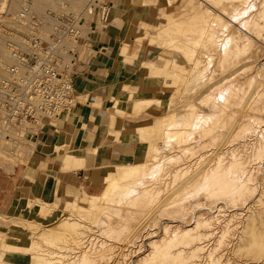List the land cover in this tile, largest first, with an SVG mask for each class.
I'll use <instances>...</instances> for the list:
<instances>
[{"label": "rangeland", "instance_id": "obj_1", "mask_svg": "<svg viewBox=\"0 0 264 264\" xmlns=\"http://www.w3.org/2000/svg\"><path fill=\"white\" fill-rule=\"evenodd\" d=\"M19 1L28 4L30 10L9 15V0L1 4L0 34L4 37L20 32L23 24L19 19L32 24L21 27L22 34L29 36L37 27L36 32L46 34L50 29L46 18L50 15L79 16L83 22L78 26L80 31L105 25L95 10L87 8L89 0ZM142 2L153 12L147 18L150 25L144 29L143 41L148 44L140 64L154 79L160 98L132 102L128 119L141 121L129 132L143 141L140 157L100 168L104 173L96 193L102 187L104 191L111 180L120 185L109 204L99 202L102 191L95 200H84L80 207L75 203L61 205L59 197L51 204L34 201L40 206L41 217L58 210L57 218L47 223L8 222L1 215L0 227L18 228L26 237L18 240L0 233V264H72L71 260L83 254L91 255L79 264L262 261L264 0ZM5 19L9 23L3 22ZM38 23L42 25L36 26ZM242 44L246 45L243 51L239 49ZM6 47L15 55L17 46L6 43ZM19 47L20 54L26 53L25 42ZM238 49L237 55H226ZM19 61V57L2 59L0 79L10 64ZM203 67L207 70L199 75ZM215 102L220 105L217 112L223 109L229 113L226 121L211 109ZM176 104L185 108L191 105L189 112H195L192 129L186 132L193 138L181 142L173 139L181 126V116H172ZM152 106L166 109L168 115L149 112ZM182 117L192 120L190 114ZM165 119L172 122L170 136L163 132ZM27 144L17 132L9 138L0 137V171L25 164ZM63 161L69 165L72 158ZM149 169L154 173L144 177ZM139 174V179L134 178ZM62 222L69 226L61 227Z\"/></svg>", "mask_w": 264, "mask_h": 264}, {"label": "crops", "instance_id": "obj_2", "mask_svg": "<svg viewBox=\"0 0 264 264\" xmlns=\"http://www.w3.org/2000/svg\"><path fill=\"white\" fill-rule=\"evenodd\" d=\"M107 1L104 27L83 31L87 42L80 41L84 43L72 74L76 104L44 126L38 138L27 141L25 164L0 171V217L8 222L47 223L57 218L56 209L41 217L36 200L51 204L59 197V204L79 207L84 200H95L103 191L101 185L96 193L104 173L100 168L141 155L143 141L129 132L141 120L128 116L134 100L160 98L154 79L140 64L148 44L143 33L153 10L143 0ZM148 109L161 112L153 106ZM65 157L72 158L69 165L64 164ZM0 233L18 240L26 237L12 226L0 227Z\"/></svg>", "mask_w": 264, "mask_h": 264}, {"label": "built area", "instance_id": "obj_3", "mask_svg": "<svg viewBox=\"0 0 264 264\" xmlns=\"http://www.w3.org/2000/svg\"><path fill=\"white\" fill-rule=\"evenodd\" d=\"M88 7L106 24L104 1L89 0ZM49 17L48 32H36L37 27L26 38L25 58L10 64L1 76L0 137L17 132L24 140H35L44 126L76 104L72 74L79 50L87 42L78 28L83 22L73 14Z\"/></svg>", "mask_w": 264, "mask_h": 264}, {"label": "bare ground", "instance_id": "obj_4", "mask_svg": "<svg viewBox=\"0 0 264 264\" xmlns=\"http://www.w3.org/2000/svg\"><path fill=\"white\" fill-rule=\"evenodd\" d=\"M53 1V0H52ZM0 2H1V0H0ZM5 2V1H4ZM54 2V1H53ZM52 2V3H53ZM3 3V0H2V2L0 3V12H1V10H2V8H3V5H1ZM27 3V2H26ZM59 3V2H58ZM58 3L56 4V5H58ZM60 4V3H59ZM27 6H29L28 4H27ZM26 6V4H23V3H20V1L19 0H9V4H8V6H7V11H8V14L9 15H13V14H15V13H17L19 10H24V9H26V11L27 10H30V9H28V8H30V7H27ZM89 8V7H88ZM33 10V9H32ZM20 15V14H19ZM56 16V15H55ZM213 16V15H212ZM211 16V17H212ZM19 18H20V16H18ZM79 17V16H78ZM215 18L217 19V16H215ZM212 19L214 20V18L212 17ZM0 20H1V18H0ZM11 20H12V18H11ZM2 21V20H1ZM9 20H7L6 21V19L3 21V22H5V23H9L8 22ZM19 21L21 22V24H23V25H20V28H19V30H20V32L18 33L17 31H16V33L14 32L13 34L14 35H12V33L9 35V36H7V37H4L3 35H1L0 34V61L2 60V59H7L8 61H11L12 59H13V57H19V59L20 60H22V59H24L25 58V56H26V53H23L22 52V54H20V52H21V49H20V47H19V43L21 42L22 44L24 43V42H26V38L28 37V35L27 34H22V31H21V29L22 28H25L26 26H31L32 24H30L29 22H24L23 21V19L22 20H20L19 19ZM12 22V21H11ZM1 24V23H0ZM17 26H19V24L17 25ZM24 26V27H23ZM22 27V28H21ZM211 29V27L209 28V30ZM204 33V32H203ZM6 43H9V44H12V45H14L15 47H16V49H15V55L14 54H9V52H8V50H7V47H6ZM243 46L242 47H240L239 49L241 50V51H243L245 48H246V45L245 44H242ZM8 46V45H7ZM237 50V52H236V50H229V51H227L226 52V55H231V56H235V55H237L238 54V51L240 52V50ZM19 53V54H18ZM25 54V55H24ZM193 55V54H192ZM23 56H24V58H23ZM226 57V56H225ZM0 66H1V64H0ZM198 69V68H197ZM200 70H201V73L199 74V75H202V74H204L203 72L205 71V70H207V68L206 67H203V68H199ZM189 70H191V69H189ZM188 70V71H189ZM203 71V72H202ZM192 90H193V88H192ZM198 100V99H197ZM196 101V100H195ZM198 102V101H197ZM180 104V103H179ZM179 104H176V105H174L172 108L174 109V115H172V116H186V114H190L191 116H192V120H191V122L190 121H188L186 118L184 119V117H180V123H181V126H179V128L177 129V136L176 137H174L173 139L174 140H177V141H179V142H181V141H185V140H188V139H190V138H193V136H191V137H187L186 136V132L188 131V130H191L192 129V126H193V122H194V114H195V112H193V111H190L189 112V107L191 106V105H189L188 107H186L185 108V106L183 107L182 105H179ZM213 103H211V105H212ZM170 107V106H169ZM201 108V107H200ZM199 108V109H200ZM222 108V107H221ZM199 109H197V110H199ZM211 109H214L213 111H214V113H217V114H222L221 115V117H222V120L223 121H226L227 119H228V116H229V113L227 112L226 113V111L225 110H219L218 112H217V110L218 109H220V105H218V103L217 102H215L213 105H212V107H211ZM162 110H164V113H161L162 112ZM196 110V109H195ZM161 112L159 113V114H162V115H164V116H167L168 115V113L166 112V109H164V108H162L161 110H160ZM176 114V115H175ZM203 116V115H202ZM216 116V115H215ZM167 118V117H166ZM230 118V117H229ZM232 118V117H231ZM161 119V118H160ZM163 119V118H162ZM209 119V122H210V118H208ZM159 120V119H158ZM164 123H163V128H166V130L165 131H163L164 133H166V135L167 134H169V136H170V127L172 126V122H167L166 121V119L163 121ZM173 122H174V120H173ZM189 123V124H188ZM161 124V123H160ZM176 124V123H175ZM165 125V126H164ZM146 126V125H145ZM144 128V127H143ZM146 128H148V127H146ZM165 135V136H166ZM170 138V137H169ZM169 141V140H168ZM167 144H169V143H166L164 146L166 147L167 146ZM161 148H158V150H160ZM155 164H156V167L158 166V164H160V161L158 160V161H156L155 162ZM156 167H153V169L152 170H154V168H156ZM151 169H149L148 171H146L147 173L144 175V177L146 176H151L154 172L152 171ZM134 178H136V179H139L140 178V174H139V176L138 177H134ZM147 179H149V178H147ZM178 184V183H177ZM142 185V184H141ZM215 185V184H214ZM226 186V185H225ZM230 186V185H229ZM119 187H120V185H119V183L118 182H116V183H112V180L108 183V186L104 189V191H103V193H102V196H101V198H100V201L99 202H104V204H109L110 202H112V196H113V194L115 193V191L117 190V189H119ZM215 187V186H214ZM130 188H132V187H130ZM134 188V187H133ZM132 188V189H133ZM212 188H213V184H212ZM225 188V187H224ZM226 188H227V186H226ZM229 188V187H228ZM131 189V190H132ZM136 189V188H135ZM142 189V188H141ZM133 191V190H132ZM150 193V192H149ZM152 193V192H151ZM151 193H150V195H151ZM174 193H176V192H173V194ZM132 194V193H131ZM84 198H86L87 199V197L86 196H84ZM260 208V207H259ZM257 210V209H256ZM253 219V218H252ZM64 226H69V223L68 222H62V224H61V227H64ZM180 228V227H179ZM168 229V228H167ZM70 237V236H69ZM177 238V237H176ZM62 240L64 239V238H61ZM242 240V239H241ZM252 240V239H251ZM65 241V240H64ZM155 242V244H157V242H158V240L156 239V241H154ZM198 244V243H197ZM197 248V247H196ZM194 249V248H193ZM195 250V249H194ZM90 255L91 254H83V255H81L80 256V258H78V259H76V261L75 260H71V262H72V264H79V263H82V262H85V261H87L89 258L88 257H90ZM264 255V254H263ZM253 258V257H252ZM252 258H250V259H252ZM249 259V258H248ZM253 259H255V258H253ZM256 259H260V258H256ZM261 260V259H260ZM255 261V260H254ZM259 261V260H258ZM255 263V262H254ZM260 264H264V257H262V261H260Z\"/></svg>", "mask_w": 264, "mask_h": 264}]
</instances>
